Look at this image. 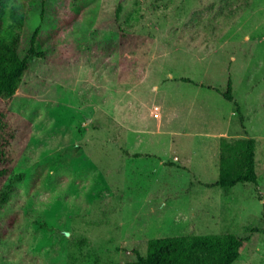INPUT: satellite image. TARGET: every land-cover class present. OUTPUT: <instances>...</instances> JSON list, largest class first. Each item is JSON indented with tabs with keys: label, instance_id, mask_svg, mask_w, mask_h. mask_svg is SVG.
<instances>
[{
	"label": "rangeland",
	"instance_id": "374dc122",
	"mask_svg": "<svg viewBox=\"0 0 264 264\" xmlns=\"http://www.w3.org/2000/svg\"><path fill=\"white\" fill-rule=\"evenodd\" d=\"M38 26L45 58L0 101L17 188L1 264H128L208 234L264 264V0H30L20 58ZM230 79L242 120L217 92ZM223 138L229 176L255 141L257 184L205 186Z\"/></svg>",
	"mask_w": 264,
	"mask_h": 264
},
{
	"label": "trees",
	"instance_id": "16d2710c",
	"mask_svg": "<svg viewBox=\"0 0 264 264\" xmlns=\"http://www.w3.org/2000/svg\"><path fill=\"white\" fill-rule=\"evenodd\" d=\"M30 0H0V101L11 98L21 85L23 75L32 57L43 59L45 52L39 51L37 43L41 28L38 26L30 40V47L24 58L18 54L21 39L29 13ZM189 82L188 79H183ZM227 101L234 104L236 113L241 117L240 105L235 102L233 82L230 79L225 91H218ZM7 126L0 118V209L5 207L17 194L14 183L5 184L8 177V159L5 152ZM229 140L222 139L220 158V179L207 188H234L239 184H257L255 170V141L246 143L244 157L245 170L229 176L227 165L233 159L235 148L228 146ZM17 219L10 222L13 227ZM7 232H0V245ZM246 240L235 234L190 235L152 239L148 242L146 256L136 253V261L128 264H234L241 255ZM1 264V262H0Z\"/></svg>",
	"mask_w": 264,
	"mask_h": 264
},
{
	"label": "crops",
	"instance_id": "0c3cea01",
	"mask_svg": "<svg viewBox=\"0 0 264 264\" xmlns=\"http://www.w3.org/2000/svg\"><path fill=\"white\" fill-rule=\"evenodd\" d=\"M228 128V127H227ZM221 130H223V129H221ZM227 130V129H226ZM131 154V153H130Z\"/></svg>",
	"mask_w": 264,
	"mask_h": 264
}]
</instances>
